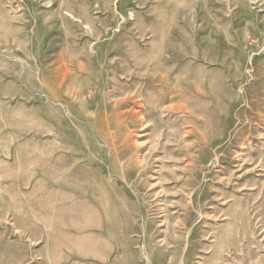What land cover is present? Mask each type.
I'll use <instances>...</instances> for the list:
<instances>
[{
	"label": "rangeland",
	"instance_id": "rangeland-1",
	"mask_svg": "<svg viewBox=\"0 0 264 264\" xmlns=\"http://www.w3.org/2000/svg\"><path fill=\"white\" fill-rule=\"evenodd\" d=\"M0 264H264V0H0Z\"/></svg>",
	"mask_w": 264,
	"mask_h": 264
},
{
	"label": "bare ground",
	"instance_id": "bare-ground-1",
	"mask_svg": "<svg viewBox=\"0 0 264 264\" xmlns=\"http://www.w3.org/2000/svg\"><path fill=\"white\" fill-rule=\"evenodd\" d=\"M143 127H145V126H143ZM158 140H159V139H158ZM158 140H157V141H158ZM156 143H157V142H156ZM143 144H144V143H143ZM153 145H154V143H153L151 146L153 147ZM157 145H158V144H157ZM153 148H154V147H153ZM137 160H138V159H137ZM168 161H169V160H168Z\"/></svg>",
	"mask_w": 264,
	"mask_h": 264
}]
</instances>
